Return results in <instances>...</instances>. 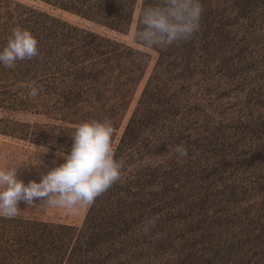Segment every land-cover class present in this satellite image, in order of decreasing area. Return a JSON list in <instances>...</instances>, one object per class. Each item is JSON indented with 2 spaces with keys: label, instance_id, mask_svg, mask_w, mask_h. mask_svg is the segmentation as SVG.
Instances as JSON below:
<instances>
[{
  "label": "trees",
  "instance_id": "1",
  "mask_svg": "<svg viewBox=\"0 0 264 264\" xmlns=\"http://www.w3.org/2000/svg\"><path fill=\"white\" fill-rule=\"evenodd\" d=\"M36 1L117 34L128 31L137 10L139 20L143 8L158 3ZM230 2L200 0V27L192 38L152 50L157 55L156 65L124 125L147 75L148 53L78 29L16 0H0V50L17 26L32 32L39 50L38 57L18 60L14 68L0 64V112L9 115L0 119V135L67 152L77 124L107 119L114 127V157L124 162L121 180L95 200L82 227L0 217V264H112L116 260L117 250L126 239L122 238L124 231L118 229L127 221L125 202L133 189L129 184H134L129 172L137 170L134 178L138 183L144 180L140 170L151 177L169 172L175 165L170 151L191 142L200 118L195 110L204 101L198 96V83L211 79L209 68L221 67L227 58L221 48L231 34L227 27ZM25 82H35L43 91L33 98L22 86ZM20 113L44 121L32 126L10 117ZM127 215L131 217L130 212Z\"/></svg>",
  "mask_w": 264,
  "mask_h": 264
},
{
  "label": "rangeland",
  "instance_id": "2",
  "mask_svg": "<svg viewBox=\"0 0 264 264\" xmlns=\"http://www.w3.org/2000/svg\"><path fill=\"white\" fill-rule=\"evenodd\" d=\"M16 1L148 53L147 75L130 105L126 125L157 62L154 51L143 50L131 40L139 10L128 31L117 34L40 1ZM230 3L231 34L221 48L227 58L221 67L209 68L211 79L198 83V96L204 101L195 110L200 118L185 146L188 158L181 161L171 150L173 169L155 177L140 170L144 178L140 183L134 178L137 170L129 172L134 184H129L133 189L125 202L127 221L118 229L126 239L112 264H264V0ZM4 116L9 117L0 112V119ZM10 117L32 126L44 121L24 113ZM40 146L0 135V168L20 166L19 179L25 184L39 182L41 173L64 163L49 147L41 156L42 166L24 167L36 161ZM92 205L70 215L59 208H28L21 201L22 212L15 219L82 227ZM151 217L158 220L146 234L144 224Z\"/></svg>",
  "mask_w": 264,
  "mask_h": 264
},
{
  "label": "clouds",
  "instance_id": "3",
  "mask_svg": "<svg viewBox=\"0 0 264 264\" xmlns=\"http://www.w3.org/2000/svg\"><path fill=\"white\" fill-rule=\"evenodd\" d=\"M203 8L200 0H158L153 6L141 10L137 28L131 32V40L143 50L166 48L179 41L190 40L199 30ZM39 56L38 40L29 29L14 27L7 38L6 46L0 50V64L14 68L16 62L31 60ZM29 95L37 97L43 91L35 82H25ZM114 127L110 120H92L79 123L70 137L71 148L58 150L55 156L64 163L41 173L39 182L27 184L18 178L19 167L0 168V217L12 219L22 212L18 204L23 201L28 208L47 206L59 208L76 215L90 207L122 178L124 162L114 157L112 140ZM34 163L43 165L41 156L47 154L49 146L37 147ZM172 151L178 159L188 158L187 148L176 145ZM40 200L39 205L36 201ZM158 217L145 221L147 234L155 226Z\"/></svg>",
  "mask_w": 264,
  "mask_h": 264
}]
</instances>
